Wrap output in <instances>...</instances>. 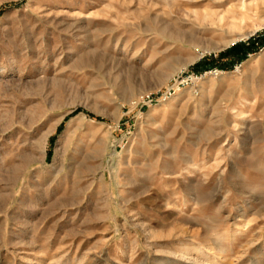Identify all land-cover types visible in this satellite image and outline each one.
Returning a JSON list of instances; mask_svg holds the SVG:
<instances>
[{
	"label": "rangeland",
	"instance_id": "374dc122",
	"mask_svg": "<svg viewBox=\"0 0 264 264\" xmlns=\"http://www.w3.org/2000/svg\"><path fill=\"white\" fill-rule=\"evenodd\" d=\"M263 31L264 0H0V264H264V45L217 59Z\"/></svg>",
	"mask_w": 264,
	"mask_h": 264
},
{
	"label": "trees",
	"instance_id": "16d2710c",
	"mask_svg": "<svg viewBox=\"0 0 264 264\" xmlns=\"http://www.w3.org/2000/svg\"><path fill=\"white\" fill-rule=\"evenodd\" d=\"M264 45V31L260 34H257L253 37H250L247 40L241 41L239 43L234 44L228 50L220 53L217 59H221L223 57H233V60L240 61L247 57L250 52L255 51L259 47ZM218 61V60H217ZM233 61H229L226 65H220L222 68H230L232 67ZM218 63V62H217ZM213 63V59L206 57L199 62H197L194 66L191 67L192 70L198 72L200 70H204L211 66Z\"/></svg>",
	"mask_w": 264,
	"mask_h": 264
}]
</instances>
